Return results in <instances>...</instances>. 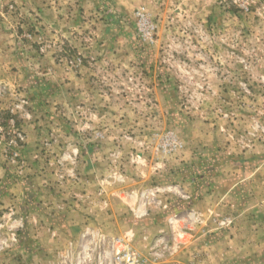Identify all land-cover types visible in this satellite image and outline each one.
<instances>
[{"label":"rangeland","instance_id":"1","mask_svg":"<svg viewBox=\"0 0 264 264\" xmlns=\"http://www.w3.org/2000/svg\"><path fill=\"white\" fill-rule=\"evenodd\" d=\"M263 179L264 0H0V264H164L178 214L221 241Z\"/></svg>","mask_w":264,"mask_h":264},{"label":"crops","instance_id":"2","mask_svg":"<svg viewBox=\"0 0 264 264\" xmlns=\"http://www.w3.org/2000/svg\"><path fill=\"white\" fill-rule=\"evenodd\" d=\"M259 185L264 187V182H259ZM255 197L256 200L254 204L252 203V207L243 212L246 219L244 226L240 230H234L233 236L230 233L228 234L230 236L222 238L221 241L211 239V242L204 243L202 239L203 229L197 223L201 221L202 216L207 217V214L201 212L204 201L195 202L194 209H190L192 211L189 214L183 216L178 214L179 223L175 220L174 227L168 228V232L173 233L175 239L166 241L164 238L162 243L165 246L164 250L179 251V253L169 256L164 264H264V188H261ZM181 219L188 222L181 223ZM82 238L79 243L80 248L77 249L74 257L72 259L68 257L64 262L92 264L98 253L107 250L103 239L99 242L96 237L92 238V236ZM190 248L194 250L192 257L187 256ZM74 251L75 249L72 253ZM62 257L65 256L56 257L53 264H59Z\"/></svg>","mask_w":264,"mask_h":264},{"label":"built area","instance_id":"3","mask_svg":"<svg viewBox=\"0 0 264 264\" xmlns=\"http://www.w3.org/2000/svg\"><path fill=\"white\" fill-rule=\"evenodd\" d=\"M123 239H116L111 253L102 251L96 256L92 264H148L128 243L123 245ZM120 248V249H119ZM115 249L117 251L115 252Z\"/></svg>","mask_w":264,"mask_h":264}]
</instances>
